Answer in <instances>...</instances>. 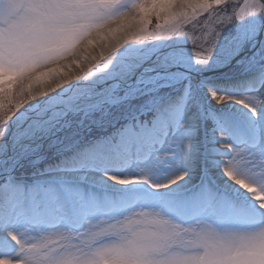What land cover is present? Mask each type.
Here are the masks:
<instances>
[{
  "label": "snow or ice",
  "instance_id": "1",
  "mask_svg": "<svg viewBox=\"0 0 264 264\" xmlns=\"http://www.w3.org/2000/svg\"><path fill=\"white\" fill-rule=\"evenodd\" d=\"M255 14H264V0H243L242 5L239 0H0V77L4 86L0 137L26 104L107 69L129 42L186 36L193 45L194 63L207 65L223 27L233 18L242 20ZM153 17L155 28L149 31ZM245 39L239 37L237 44ZM209 92L218 103L234 101L254 114L255 105L261 103L255 97ZM187 96L186 90L182 104ZM109 143L116 149L121 140ZM169 147L182 159L191 151L187 139L177 138ZM223 147L231 152L221 166L224 176L264 210V199H256L249 190L255 186L264 193V183L259 187L254 183L257 171L264 177V146H257L251 154L243 147ZM187 175L178 172L165 182L151 183L142 170L136 177L111 174L108 179L119 185L145 183L159 191ZM9 187L0 186L3 190ZM178 203L196 204L199 210L181 223L157 208L141 207L113 215L129 206L110 202L109 207L99 209L106 216L92 220L85 212L82 228L64 229L59 225L70 218L64 205L53 200L52 227L42 230L40 224L47 221L26 217L23 232L13 226L20 222L19 205H11L5 209L0 242L12 246L13 253L0 255V264H264V218L253 221L248 230L229 227L226 210L232 215L244 210L228 193L207 183L180 194ZM163 207H169L168 202Z\"/></svg>",
  "mask_w": 264,
  "mask_h": 264
},
{
  "label": "bare ground",
  "instance_id": "2",
  "mask_svg": "<svg viewBox=\"0 0 264 264\" xmlns=\"http://www.w3.org/2000/svg\"><path fill=\"white\" fill-rule=\"evenodd\" d=\"M242 5L243 0H239ZM231 5L229 6V10ZM262 15L255 14L247 16L242 20L234 19L235 29L228 41L216 46V50L207 65H197L193 59V45H187L184 43H178L170 45L164 49L142 50L141 46H130L132 43L138 41L129 42L123 45L112 63L107 69L93 73L92 76L87 78H80L78 80L66 83L62 87L51 92L47 96H42L37 100H34L32 104L26 105L21 108L20 111L8 122L5 126L6 131L3 137H0V161L6 158H13V155L25 147H37L39 139H34L35 135L41 137L43 135H49L52 128L60 121L66 119L69 113H81L100 107L101 105L109 104L113 100V95L116 92L129 93L135 90V88L146 89L148 86L154 85L157 82L162 83L164 81H171L174 77L185 76L186 69L193 70V75L199 76L203 82L210 88L215 85H211L208 79L212 75V71L222 68L228 62L237 61L241 63L245 55L251 51L256 44L257 36L262 28ZM119 36V34H117ZM241 36L247 37L243 44H237V39ZM138 47V48H137ZM186 68V69H184ZM184 74V75H183ZM122 89H119V88ZM250 95L249 92L233 93L229 96L243 98V96ZM113 96V97H112ZM178 99L174 101L171 106L172 119L174 121L187 122L186 106L191 102L186 100L183 105H179L184 99L185 94L181 93L177 96ZM182 104V103H181ZM163 109V108H162ZM165 110V109H164ZM166 112V110H165ZM151 113V112H150ZM168 113V112H166ZM157 116V115H156ZM153 128L159 134H168L171 131V127L167 124L165 118L162 115L154 118ZM253 122V121H252ZM250 120V125L253 123ZM156 123V124H155ZM247 125V124H246ZM234 129L230 142L237 147L246 148L251 154L256 150L257 146H264V142L261 141L259 135L250 126H246ZM188 129H174L172 133V141L177 138L187 139L191 143V151L186 154L182 159L179 152H173L167 155V160L161 163L160 169L163 171L164 176L159 179L152 171L153 162L149 156L152 152L159 148L158 141L150 134L143 138H138L136 135H130L125 143H122L118 148L123 152L124 158L133 165L134 170L137 173H141L143 170L149 176V180L152 183H161L167 181L169 178L177 174L178 172H186L194 170L196 171V150L197 146L192 141L193 126ZM237 128V127H236ZM42 135V136H41ZM166 136V135H165ZM37 140V141H36ZM255 141V144L253 143ZM139 142L143 145L139 146ZM142 150V151H141ZM173 151V150H172ZM70 154V153H68ZM71 155L60 156L49 162L46 165H40L31 172H42L36 175L27 176L28 182H20L16 184V194L9 198V204L19 205L24 203L25 205H19L18 212L20 222L13 225L18 232H23L28 220L27 218H36L41 221H47L40 224L42 230H49L52 227V218H39L34 211L36 206L41 205V197H51L52 201L55 200L57 204L66 205L65 192L72 193L73 205L77 211V220L81 221L83 213H89V218L95 220L107 215L106 212L99 209H105L109 207L110 202L115 204H123L129 207L114 211L113 215H120L121 213L127 214L128 211L135 210L137 208L152 209L157 208L162 213L177 222H187V220L199 210V205L196 204H180L178 199L180 194L195 191L200 188L197 184L200 176L196 172L192 177H185L183 181H180L174 186V189L168 188L166 190H149V185L140 190L138 188H132L129 193L124 195H112L108 194L106 198L99 197V193L95 187H102L105 185L103 178L88 177L85 171H95V173H105L102 177L115 174L123 176L121 174V167L124 165L123 159L110 160L109 156L102 150H99L96 146H88L82 149H76ZM231 155L225 147L221 146V142L216 140L215 145L209 146L203 153V168L206 177L200 184L204 185L205 181L213 180L215 187L225 191L226 193L235 190V186L227 182V178L221 171V166L224 161ZM121 156V155H120ZM70 157V158H69ZM90 169V170H86ZM49 173L50 179H56L60 177V180L56 182H50L47 189L41 188L38 193L40 198H37L33 193L22 195L23 190H29V188L40 184L42 181L40 176ZM54 173V174H51ZM67 174L75 178H65L62 181L61 176ZM57 176V177H55ZM76 178L84 179L88 181L89 185L75 182ZM111 181V180H110ZM112 182V181H111ZM209 182V181H208ZM254 183L257 187L261 183H264V177L257 171L254 179ZM60 184V185H59ZM113 189L119 191L122 186L114 183ZM209 184V183H208ZM42 182L41 185L42 186ZM51 185L53 190L50 191ZM195 185V186H194ZM84 186V187H83ZM90 186V187H89ZM83 187V188H82ZM188 187V188H187ZM89 188V190L85 189ZM152 189V188H151ZM19 190L20 192H18ZM49 192H48V191ZM239 194H241L239 192ZM230 198L236 202V204L244 210L241 215H232L230 211L226 210L230 215L228 220V226L236 230H248L253 225V221H259L264 218V215L259 213L258 204L248 203L247 205L229 194ZM82 198V199H81ZM80 200V204L75 201ZM247 201V200H246ZM168 202L169 207L160 208V206ZM69 203V202H68ZM84 205L85 210L77 209L80 205ZM25 206V207H24ZM50 214H48L49 216ZM69 222L61 223L59 227L68 229ZM3 227V223L0 222V228ZM83 225H81V228ZM3 242H1L2 244ZM0 245V255L12 254L13 247L10 245ZM10 247V250H8ZM4 252V253H2Z\"/></svg>",
  "mask_w": 264,
  "mask_h": 264
},
{
  "label": "rangeland",
  "instance_id": "3",
  "mask_svg": "<svg viewBox=\"0 0 264 264\" xmlns=\"http://www.w3.org/2000/svg\"><path fill=\"white\" fill-rule=\"evenodd\" d=\"M155 22V17H153L152 22L149 25V31H152L155 28ZM185 27L190 26L186 25ZM234 29L235 24L233 19L223 27L217 45L228 41L233 34ZM164 35L167 34L165 33ZM178 43L192 45L186 36L173 35L171 37H162L159 40L138 41L137 43H132L130 46H141L142 50L155 51ZM243 61L244 62L240 64L231 63L225 68L212 71V75L208 79L210 80L211 85H215L213 88L208 87L199 76L193 75V70L184 68L186 69V72L184 73L185 76H183V78L174 77L171 81H164L162 83L157 82L154 85L148 86L149 88H140L141 90L135 88L134 91L129 93L116 92L113 95L114 97L112 96L113 100L109 104L101 105L100 107L81 113H69V116L66 119L60 121L54 126V128H52L49 135H41L42 139L35 135L34 139H39V142L36 145L37 147H25L16 152L13 155V158H4L0 161V186L5 184L10 185L7 190L0 188V222L3 223L4 221L6 215L5 209L13 205L9 204L8 200L12 195L16 194V184L20 182H28L29 180L33 181L31 177L30 179H27L26 177L31 174L36 175L42 173L31 172L36 169V167L46 165L60 156L71 155L72 158L74 155L72 153L76 149H82L93 145L99 150L104 151L112 161L118 160L117 156L119 154V158L123 159L124 163L120 168L121 174L129 177L139 176L140 174L134 170L133 165L128 159L124 158L122 155L123 152L119 151L118 148L113 149L112 145L109 143V141L114 139H120L121 144L125 143L127 138L132 135L131 132L140 133L136 136L138 138H143L145 136L146 139L147 136L151 134L158 141L160 145L159 148L152 152L149 158H151V161L153 162L152 171L157 178L161 179L164 176L163 171L160 169L161 163L167 160L168 154L173 153V149L169 147V143L173 137L172 135L174 134L172 133V130L178 128L180 130L188 129L191 128L190 126H193L194 130L191 136L193 143L197 146L195 153L197 169L196 171L191 170L190 172L188 170L186 172H188L190 176L197 172L200 176L199 179H201L202 182L203 179L206 178L202 176L204 174L202 158L204 151L209 146L213 147L216 140L221 142L222 147L224 144L234 145L230 142L234 129L244 127L246 124V126H249L250 120L251 122L253 121L252 123L254 125H257L255 123L258 119L257 109L255 114H250L252 112L249 111L248 108H245L243 105L237 104L234 101H230V103L233 104L231 106L226 104L227 107L230 106L232 109L238 111L242 120L233 114L214 110L209 103L212 98L209 89L228 96L233 93H243L244 95L245 92H249L250 95L243 96V98L255 97L260 100L262 104L264 103L262 100L264 98V83H261L262 76H264V32L260 41L245 55ZM119 89L122 88L120 87ZM186 90L188 93L187 100L189 99L191 102V104L186 106L188 120L186 123L182 121H174L171 115L173 109L170 105L174 103L176 98L178 99V95L181 93L185 94ZM33 101L26 105L32 104ZM183 104L179 103L180 106ZM164 109L168 113H166ZM240 109L242 112L239 111ZM243 111H245V113ZM158 114L159 116L162 115L163 119L165 118L167 124L171 127V131H169L168 134H164V137H162V134L156 132L152 126L154 123L153 120L154 118H157ZM263 119L264 117L262 120ZM252 129L254 133L256 132L259 135L261 141L264 142V128L258 126L252 127ZM143 145L139 142L140 149ZM230 156L231 155H229V157ZM103 174L105 175V173ZM63 175L68 176V178L73 177L67 174ZM208 181H205L204 184H215L213 180L209 179ZM49 183L50 182H44L42 183V186H40V183L29 188V190L21 189V193L22 195L33 193L37 198H40V196H38V191L41 188L47 189ZM148 185L149 184L145 183H133L124 186L126 188L129 187L130 189L138 188L142 190ZM199 186L201 187L203 185L199 183L198 187ZM151 188L148 189L153 190V188ZM85 189L89 190V188ZM93 189H96L97 191L99 190L98 192L101 193L99 197L102 196L104 198H106L108 194L124 195L125 193H129L108 190L106 187H95ZM52 190L53 185H51L50 188V191ZM17 191L20 192L19 190ZM71 194L72 193L65 192L67 203L64 205V210L70 218L67 228L80 229L82 223L77 220L78 210H76L73 205ZM40 202L41 205L34 208L36 214L39 218H52L51 197H41ZM19 205L23 206L25 204L22 203ZM45 209H47V211H45ZM77 209L85 210L84 205L82 204ZM258 210L260 211L259 213L264 215V210L259 207ZM48 214L50 215L48 216ZM2 244L5 245V243ZM2 244L0 242V245ZM8 250H10V247Z\"/></svg>",
  "mask_w": 264,
  "mask_h": 264
},
{
  "label": "clouds",
  "instance_id": "4",
  "mask_svg": "<svg viewBox=\"0 0 264 264\" xmlns=\"http://www.w3.org/2000/svg\"><path fill=\"white\" fill-rule=\"evenodd\" d=\"M4 95L3 78L0 77V98ZM250 191L255 193L256 199H264V193H261L255 186L250 187Z\"/></svg>",
  "mask_w": 264,
  "mask_h": 264
},
{
  "label": "water",
  "instance_id": "5",
  "mask_svg": "<svg viewBox=\"0 0 264 264\" xmlns=\"http://www.w3.org/2000/svg\"><path fill=\"white\" fill-rule=\"evenodd\" d=\"M263 27H264V14H263V19H262V28H261V30L259 31V34H258V36H257V42H259L260 39H261V37H262Z\"/></svg>",
  "mask_w": 264,
  "mask_h": 264
}]
</instances>
